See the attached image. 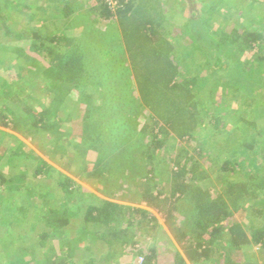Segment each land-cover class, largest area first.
I'll return each instance as SVG.
<instances>
[{"label": "trees", "instance_id": "trees-1", "mask_svg": "<svg viewBox=\"0 0 264 264\" xmlns=\"http://www.w3.org/2000/svg\"><path fill=\"white\" fill-rule=\"evenodd\" d=\"M168 1L0 0V64L17 65L11 80L0 70V126L48 134L50 158L78 154L76 171L99 190H137L176 227L172 264H264V80L249 67L264 64V0H184L183 23H172ZM223 5L227 17L214 20ZM223 127L249 131L226 134L214 183L204 144ZM199 133L193 153L157 180L165 141ZM156 226L145 206L95 194L22 141L0 144V248L9 240L20 252L11 261L0 252V264H122L124 246ZM252 244L259 261L234 260ZM156 252L151 242L139 264H157Z\"/></svg>", "mask_w": 264, "mask_h": 264}, {"label": "rangeland", "instance_id": "rangeland-1", "mask_svg": "<svg viewBox=\"0 0 264 264\" xmlns=\"http://www.w3.org/2000/svg\"><path fill=\"white\" fill-rule=\"evenodd\" d=\"M85 6L88 7L89 4V0H81ZM77 5V3H75ZM90 5V4H89ZM167 5V9L169 11L168 15L170 17V19L172 20V23H183L184 20L186 19V17L190 14L189 13V8H187V6L185 5V1L184 0H169ZM229 5V4H227ZM232 5V4H230ZM259 5V4H258ZM257 4H252V2L249 4V6L246 8V11L248 13L251 12L250 16H254L256 14V12H254V10H256L257 12L260 9V6H258ZM56 6H59L58 4ZM226 5H223L222 7L220 6L217 13L213 16L214 20L216 19H223L226 15L227 12V8L225 7ZM230 7V6H228ZM59 8V7H58ZM58 10V9H56ZM261 10H264V7L262 6ZM227 17V16H226ZM206 22V20H205ZM208 22V20H207ZM100 26L104 27L103 24H101ZM184 41V40H183ZM182 41V42H183ZM242 57V55H241ZM243 58V57H242ZM242 58H240V60H243ZM253 62V61H252ZM6 64H0V69L1 72L3 71L5 74V77H9L10 80L13 78H11V73H14V71H16L17 69V65L13 64L12 61L10 62H6ZM260 62H253L251 64H249V67H253L255 73H256V78L259 79L260 81L264 80V64H262L261 66ZM258 66H260L258 68ZM32 89V93H38L39 88H31ZM65 106V105H64ZM66 107L68 110H71L72 107L70 106V103H66ZM63 108L61 111V115L63 114V118L66 117V114L68 112V110ZM66 113V114H65ZM78 117H75L73 120L68 122V126H69V130L72 132V135H77L81 128L80 125L78 124ZM223 127V131L224 135L219 137L220 139L215 138L214 136L211 137L210 139H207L204 147L205 150L208 152L209 155H211L210 157H213V161L210 162V159H208V161L205 162L202 161L201 157H196L197 161L201 160L203 163V167L204 169H209L208 173L210 174L209 177L211 179V181H213L214 183L217 182V171L215 172H211L214 171V169H216V161H220L221 158H223V151L230 149L229 147L231 146V142L229 143L228 140H230L231 138L229 136H226V134H229L232 137H236L234 139H237L240 136H245L246 134H248L249 131V127L245 128V129H239L237 131L234 130H230ZM232 131L233 134L231 133ZM200 134V133H199ZM196 136V139L192 138L189 139L187 141H183V140H178L179 138H169L167 139L166 142V147L167 150L166 152L162 153L159 155V159L157 161L154 162V167H155V173H156V178L157 180L160 179H165L166 176H168V169L171 167V159H173L176 155H181V160H183L184 157V153L188 151V153H193V147L197 144V140L199 141L202 134ZM174 136V135H173ZM213 138V139H212ZM17 140L22 141L27 147H29L30 149H32L34 152H36L37 154H39L40 156H42L44 159H46L47 161H49L54 167H56L58 170L68 174L69 176L73 177V179L81 184L83 187H85L86 189H89L90 191L94 192L95 194L104 197V198H110L112 200L118 201L120 203H124V204H128V205H137V206H142V207H146L147 209H149L153 215L156 216L157 221H158V225L160 226H156L153 229H149L148 235L147 236H141V237H145L143 238V242H136V245L134 246H130V245H125L124 246V255L121 257V261L122 264H139V262L141 261V255L138 254L140 251H144L148 248V245L151 244V242L155 245V247L157 248V264H172V261L174 260V249L173 248H177V250L181 251L180 249V245L177 242V240L174 237V233L176 230V227H172V229H170L164 221V217L157 211L151 209L150 207H147L146 205L142 204V202H139L138 198H137V190L134 191V189H132V187L130 186L129 188L125 189V190H120L118 188H116V190H114V187L111 186H107L106 188L99 190V188L101 189V186H99L97 179L95 177H91L89 175V172L87 171H76V169L79 167L77 164L78 161V157L79 155L74 153L72 154V156L69 157H65V159L60 160L59 162L53 161L50 156H51V151H50V147H49V143H50V138L48 137V134L39 132V133H35V134H27V133H18L12 129L9 128H5L0 126V144L7 146L10 148L11 145H15V143L17 142ZM222 153V154H221ZM221 154V155H220ZM95 152L94 151H88L86 152V157L91 160L93 159V157L95 156ZM220 155V156H219ZM220 157V158H219ZM216 158H219V160H217ZM244 158L246 160L247 155L244 154ZM215 160V161H214ZM138 162V164H140L139 160H136ZM70 162V164H69ZM213 162V163H212ZM144 163V162H143ZM67 165L68 167H70V170H67L64 168V166ZM138 173H136V175L133 173L131 175H129L128 177L130 179H133L137 176ZM122 178V177H121ZM131 181V180H130ZM125 183V184H124ZM127 181L125 182H121L120 184H124V188H126L127 186H129L128 184H130V182H128V184H126ZM165 185V184H164ZM217 186V185H216ZM223 186V185H222ZM103 188V186H102ZM160 188V186H159ZM222 190V189H221ZM149 227V226H148ZM138 234L137 235H142L143 233L136 231ZM17 244L14 241H4L1 244V248H0V252H2V254L6 257V259L9 261L19 257L20 252L17 248ZM260 252H262V248H258L255 244L251 245V248L249 250H247V252L245 253L246 255H240V257H234L235 261H239V262H249V261H259V259L261 258V254ZM118 260V259H117ZM186 264H195L192 263L188 260H186Z\"/></svg>", "mask_w": 264, "mask_h": 264}, {"label": "built area", "instance_id": "built-area-1", "mask_svg": "<svg viewBox=\"0 0 264 264\" xmlns=\"http://www.w3.org/2000/svg\"><path fill=\"white\" fill-rule=\"evenodd\" d=\"M140 260H142V257H141V259Z\"/></svg>", "mask_w": 264, "mask_h": 264}]
</instances>
